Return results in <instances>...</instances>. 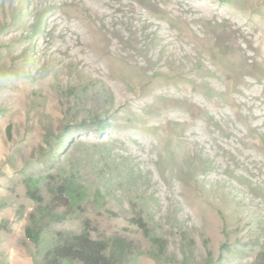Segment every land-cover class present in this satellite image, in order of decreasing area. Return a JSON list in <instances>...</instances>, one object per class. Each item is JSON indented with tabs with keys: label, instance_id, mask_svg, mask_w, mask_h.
<instances>
[{
	"label": "rangeland",
	"instance_id": "obj_1",
	"mask_svg": "<svg viewBox=\"0 0 264 264\" xmlns=\"http://www.w3.org/2000/svg\"><path fill=\"white\" fill-rule=\"evenodd\" d=\"M105 109L107 133L79 123ZM87 219L138 243L128 264H264V0H0V264Z\"/></svg>",
	"mask_w": 264,
	"mask_h": 264
},
{
	"label": "trees",
	"instance_id": "obj_2",
	"mask_svg": "<svg viewBox=\"0 0 264 264\" xmlns=\"http://www.w3.org/2000/svg\"><path fill=\"white\" fill-rule=\"evenodd\" d=\"M67 95L76 93L75 87H68L65 90ZM83 127H93L99 134H105L112 125V117L108 110H89L88 114L79 122ZM11 126L7 127V134L10 137ZM77 191V183L72 176H63L52 180L48 184L50 203L53 207H70L69 193ZM26 194L28 197L41 204L43 201L38 188L31 189L27 185ZM33 216V214H32ZM33 219V218H32ZM131 223L139 227L145 236H148L157 244L159 249L158 257L166 253L167 244L164 238L152 236L148 223L140 211L134 212L130 219ZM10 231L4 222H0V232ZM90 220L87 219L78 234L71 238L55 243L44 253L46 264H62L63 261H72L76 264H128L132 260L133 252L139 248L138 243L127 236L115 234L110 236H93ZM26 236L38 242L41 239V227L34 225L26 226ZM161 264H169L166 261Z\"/></svg>",
	"mask_w": 264,
	"mask_h": 264
}]
</instances>
